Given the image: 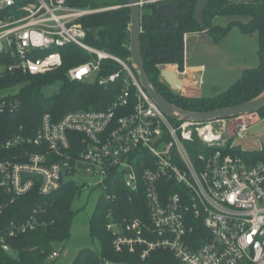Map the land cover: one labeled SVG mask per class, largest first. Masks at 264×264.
Segmentation results:
<instances>
[{
    "label": "built area",
    "instance_id": "built-area-1",
    "mask_svg": "<svg viewBox=\"0 0 264 264\" xmlns=\"http://www.w3.org/2000/svg\"><path fill=\"white\" fill-rule=\"evenodd\" d=\"M107 10L74 8L68 0H0V56L11 60L0 75L49 73L62 66L60 49L74 46L90 59L68 69L71 81H95L105 61L121 70L98 84L122 80L106 110L70 112L60 121L44 114L33 137L17 134L0 144L1 250L18 259L11 239L44 225L34 216L39 208L23 219L7 218L10 205L32 191L49 196L80 174L101 177V191L116 178L129 191H144L148 223H118L108 215L115 253L145 261L165 250L176 264H264V148L240 150L216 128L221 119L186 122L164 114L139 84L130 58L86 42L80 20ZM17 108L0 95V113ZM60 256L53 250L48 259Z\"/></svg>",
    "mask_w": 264,
    "mask_h": 264
},
{
    "label": "trees",
    "instance_id": "trees-1",
    "mask_svg": "<svg viewBox=\"0 0 264 264\" xmlns=\"http://www.w3.org/2000/svg\"><path fill=\"white\" fill-rule=\"evenodd\" d=\"M196 2L197 0H157L141 6L140 53L149 80L169 103L186 111L205 113L234 107L258 97L264 92V0H251L248 3L209 0L204 11L203 27L194 20ZM126 4L127 0H68L69 6L78 9L110 8L85 16L80 22L86 30V42L91 47L113 54L123 61L130 58V10ZM165 4L177 6L178 11L167 13ZM3 14L0 13V18ZM218 16L245 17L247 21L237 20L225 27L215 26L214 19ZM233 26H237L244 34H258L259 66L244 71L235 84L214 98H186L170 90L161 79V67L174 64L180 71L184 70V35L205 31L218 42ZM60 53L63 58L62 66L49 73L30 76L22 72H4L0 75V95L18 103V108L14 111L0 113V144L17 134L33 137L44 114H48L54 121H60L70 112L106 110L120 92L122 80L108 86L98 84V78L121 70L117 63L103 62L95 81H71L67 75L68 69L88 61L90 55L74 46H65L60 49ZM4 63H11L5 55L0 56V66ZM56 81L61 82L59 93L45 97L42 89ZM12 89L18 91L13 93ZM258 113L263 119L264 108ZM6 155L8 153L2 156ZM107 184V190L102 191L99 197L100 209L89 220L90 236L97 240L98 248L80 251L72 264H104L105 261L112 264H176L172 254L165 250L151 253L145 261H141L134 253L113 251L114 238L107 230L110 223L108 215L118 223H124V220L131 222L134 218L146 223L147 209L143 189L129 191L121 178ZM83 188L84 185H78L75 180L70 179L49 196H41L32 191L10 205L5 214L7 218L23 219L33 215L34 210L39 208L41 211L34 216L44 225L11 239L10 243L17 251L18 259L8 256L0 248V264H53L48 259L49 253L54 250L55 243L69 240L74 217L73 202ZM4 199L0 191V203Z\"/></svg>",
    "mask_w": 264,
    "mask_h": 264
},
{
    "label": "crops",
    "instance_id": "crops-1",
    "mask_svg": "<svg viewBox=\"0 0 264 264\" xmlns=\"http://www.w3.org/2000/svg\"><path fill=\"white\" fill-rule=\"evenodd\" d=\"M248 1L251 0H238L244 3ZM173 8L175 9L171 4L165 10L172 14ZM237 20L247 21L245 17L218 16L214 19V25L225 27ZM184 36V70L177 68V76L190 82V86L175 92L186 98H214L235 84L244 71L259 66L256 32L244 34L237 26H233L218 42L205 31L187 33ZM167 69L175 71L171 67Z\"/></svg>",
    "mask_w": 264,
    "mask_h": 264
},
{
    "label": "rangeland",
    "instance_id": "rangeland-1",
    "mask_svg": "<svg viewBox=\"0 0 264 264\" xmlns=\"http://www.w3.org/2000/svg\"><path fill=\"white\" fill-rule=\"evenodd\" d=\"M231 1L233 2V0ZM165 6L166 9H168L171 5L167 4ZM172 12L176 13V7L175 9L173 8ZM169 66L177 67L174 64ZM167 67L168 65L162 66L161 68L165 70ZM61 87V82L56 81L44 87L42 89V94L45 97H51V95L59 93ZM17 91L18 89L11 90L13 93ZM215 126L219 130L223 129L224 137L231 139L232 143H237L242 151L246 150L249 153L264 148V118L262 119L259 113L251 114V116L247 117H237L233 120L221 119ZM241 135H243V137H241ZM73 179L78 185L86 183L87 186L91 185L94 187H84L81 194L73 202L72 208L74 209V217L71 221L72 226L69 232V240L53 245L54 251L61 252V256L56 259L53 264H72L80 251L85 250V248H98L97 240L90 236L91 226L89 220L94 212L100 209L99 197L103 192L100 186H97L102 179L101 177L93 175L83 176L80 174L74 175Z\"/></svg>",
    "mask_w": 264,
    "mask_h": 264
},
{
    "label": "water",
    "instance_id": "water-1",
    "mask_svg": "<svg viewBox=\"0 0 264 264\" xmlns=\"http://www.w3.org/2000/svg\"><path fill=\"white\" fill-rule=\"evenodd\" d=\"M209 0H197L196 8L194 12V20L200 27L204 26V11L207 7ZM143 5L142 0H127L126 7L130 10L129 15V53H130V64L133 68L134 73L141 84L142 88L145 89L149 97L154 101L160 110L166 114L170 119L176 121L186 122H199L205 123L206 121H215L220 119L231 120L237 117H247L251 114L258 113L264 108V92L258 97L252 99L249 102L235 105L234 107H225L217 110L205 111V113L186 111L175 104L169 103L160 93L157 91L153 83L149 80L146 70L143 66L140 53V34H141V6ZM176 7V12L178 7ZM166 9V6H164ZM166 11V10H165ZM174 13V12H172ZM161 77L167 83V85L173 90H182L189 88L190 82H185L179 79L175 71L171 72L168 69L162 70L160 73Z\"/></svg>",
    "mask_w": 264,
    "mask_h": 264
},
{
    "label": "bare ground",
    "instance_id": "bare-ground-1",
    "mask_svg": "<svg viewBox=\"0 0 264 264\" xmlns=\"http://www.w3.org/2000/svg\"><path fill=\"white\" fill-rule=\"evenodd\" d=\"M168 67H171V68H174V69H175V67H174V66L172 67V66H169V65H168ZM216 123H218V122H216Z\"/></svg>",
    "mask_w": 264,
    "mask_h": 264
}]
</instances>
